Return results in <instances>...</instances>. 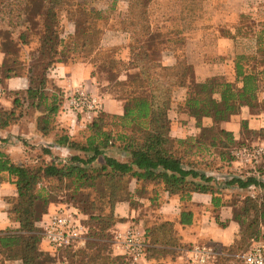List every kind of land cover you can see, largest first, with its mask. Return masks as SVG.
I'll return each mask as SVG.
<instances>
[{"label": "trees", "instance_id": "obj_1", "mask_svg": "<svg viewBox=\"0 0 264 264\" xmlns=\"http://www.w3.org/2000/svg\"><path fill=\"white\" fill-rule=\"evenodd\" d=\"M115 1L69 2L75 5L73 10L65 13L71 32L61 37L60 13L66 0H0V44L4 46L8 41L14 48L13 51L5 50L4 73L9 76L22 71L24 59L27 56L30 58L26 68L30 82L25 93L28 103L43 108L45 115L56 112L57 97L44 94L48 68L56 62L73 58L87 59L95 52L104 50L101 45L102 30L97 24L115 12ZM125 1V11L116 14V30L129 35L128 60L122 61L118 55L91 59L99 79L105 81L110 92L122 100V116L96 115L86 124L84 130L87 135L83 143L68 141L66 136L56 138L57 143H67L69 148L76 151L64 163L52 161L33 166L15 164L0 151V172L7 173L17 191L8 213L19 224L15 233L0 236V247H19L22 264H52L56 254L49 250L40 251L37 247L40 240L38 223L48 206L55 202L49 201L48 194L41 193L42 188L39 186L45 178L67 180L74 184L76 195L79 188L86 186L96 193L86 212L69 201L84 214L83 224L87 227L86 240L79 251L71 248L61 250L71 253L69 257L74 262L70 261V264H125L120 256L101 257L100 251L97 252L100 249L98 243L93 242L110 238L109 229L115 222L112 210L116 202L129 198L133 205L127 187L129 177L160 183L170 194L190 191L213 194L217 180L201 172L202 169L193 167V162L197 161L195 154L216 150L219 161L234 159L228 148L235 141L231 133L222 129L201 127L199 124L200 134L197 138L174 140L168 135L167 111L171 88L170 83L164 84L159 76L163 74L172 80L182 81L186 65L180 61L174 71L161 67L160 50L166 45L181 50V34L185 30L193 31L199 25L204 3L208 0H185L187 9L183 15L170 17L160 23H152L147 17L150 0ZM100 2L103 9L95 7ZM168 23L170 25L166 26ZM238 32L240 35L252 36L255 49L236 57V84L216 80L194 83V89L187 93L185 105L197 123L202 117H210L215 122L225 121L241 106H256L257 92L264 90V21L256 22L248 16H242ZM25 47L29 53L21 59V50ZM126 69H137V72L120 80V72ZM10 115L11 111L0 110V126L7 124ZM44 117L40 124L47 123ZM108 118L116 120L118 132L105 127ZM242 129L248 139H264V128L249 130L242 123ZM110 148L115 149L108 150ZM117 152L123 161L116 159L114 153ZM191 155L194 158L190 159ZM227 182L242 189L254 183L249 177L242 181L236 176ZM235 204L234 219L239 226L244 224L245 216L252 215L254 218L232 245L220 249L230 250L243 239H250L251 242L260 236L257 216L264 217V198L260 202L246 196ZM258 209H261L259 214ZM162 230L169 231V226L164 225ZM96 244L97 249L94 247ZM155 252L164 253L152 249L149 256H154Z\"/></svg>", "mask_w": 264, "mask_h": 264}, {"label": "crops", "instance_id": "obj_2", "mask_svg": "<svg viewBox=\"0 0 264 264\" xmlns=\"http://www.w3.org/2000/svg\"><path fill=\"white\" fill-rule=\"evenodd\" d=\"M123 11L125 9L121 12ZM261 14H264V4L257 0H208L199 25L193 31L185 30L181 34V50L170 45L162 47L159 56L161 67L174 71L180 61L186 65L182 81L172 80L163 74L159 76L164 84L170 83L171 88L170 107L167 111L170 138H197L200 124L201 127L213 126L231 133L235 141L228 148L231 155L232 151L243 146H259L264 150V139H248L242 129V123L249 130L264 128V90L257 92L256 106H241L225 121L215 122L210 117H202L200 123H197L185 105L187 93L194 89V83L216 80L236 84V57L255 49L254 38L238 32L240 19L248 16L256 22L264 21V15ZM67 23L61 12V37L71 32L70 27L66 29ZM120 36L121 42L110 46L120 47L118 57L127 61L129 35L120 32ZM5 50V46L0 44V85L4 90L0 97V110L11 111V115L7 124L0 126V151L11 162L33 166L42 163V158L51 153L58 157L54 162L58 160L64 163L76 151L69 148L67 143H57L60 136L76 142L78 133L84 131L86 124L96 115L103 113L109 117L122 116V100L114 96L107 83L101 81L94 72L91 59L97 58L96 52L90 58L56 62L48 68L44 94L55 95L58 107L56 112L45 115L43 108H38L25 99L30 86L26 70L30 60L26 57L29 51L26 47L21 50L20 58L26 57L22 71L6 76ZM134 72L137 69L123 70L119 79L124 80ZM74 90L94 98L99 104L98 111L87 117L84 113L66 108L64 94ZM43 117L47 120L44 125L40 124ZM112 149L115 148L108 150ZM115 156L120 161L124 160L122 156ZM193 167L215 177L217 188L213 189V194L194 191L170 194L160 183L129 177L128 190L133 205L129 198L114 204L112 213L115 222L109 229L114 241L110 242L117 251L115 254L122 255L124 249L121 238L126 231H131L141 241L144 252L139 260L125 264H194L193 249L209 243L219 247H228L234 243L240 232V226L234 219L236 202H241L246 196L260 202L264 198V155L257 162H242L235 158L229 162L219 159L194 161ZM233 176L242 181L249 177L254 183L251 182L242 189L228 184L227 181ZM11 181L7 173L0 172V236L15 233L19 226L8 213L10 203L17 196L16 187ZM164 225L169 226V231L162 230ZM37 247L40 251L48 250L41 240ZM152 249L164 253L155 252L154 256H149ZM0 253V263L22 264L19 247H0Z\"/></svg>", "mask_w": 264, "mask_h": 264}, {"label": "rangeland", "instance_id": "obj_3", "mask_svg": "<svg viewBox=\"0 0 264 264\" xmlns=\"http://www.w3.org/2000/svg\"><path fill=\"white\" fill-rule=\"evenodd\" d=\"M9 1V0H6ZM11 1V0H10ZM67 2L64 4V6L61 8V12L65 15L69 10H73L75 8V5L73 3H69L73 0H66ZM76 0H74L75 2ZM259 2H264V0H257ZM207 2V1H206ZM204 3V6L206 4ZM73 4V5H72ZM96 8H104L102 3H98L95 5ZM126 8V1L125 0H116L115 1V6L114 10L115 12L111 15H109L108 19L106 20H101L98 22L97 26L102 30V35H101V45L104 50H100L99 53H97V57L103 58L106 55L115 56L119 55L120 53V47H114L110 45H114V43L118 44L121 42V36L120 32L116 30L118 27L117 23V18L116 14L118 11H122ZM186 1L185 0H150L148 5H147V17L150 22L152 23H160L162 20L169 19L170 17H179L183 15V12L186 11ZM170 25L169 23L166 24V26ZM67 29V25H66ZM115 35V37H113ZM34 43V42H32ZM4 46L6 49H10L11 51L14 50L13 46L9 44L8 41L4 43ZM32 47V46H31ZM28 51V48H26ZM26 50L23 52L25 53ZM21 56V55H20ZM107 129H114V131L118 132L119 127L117 125L116 120L108 118L107 119V125L105 126ZM87 135V132L81 131L78 133V136L76 138V141L83 143L84 139ZM117 145V143H116ZM80 155H83L79 153ZM111 154V153H108ZM115 155H118L119 157L121 156L118 152L114 153ZM36 155V154H34ZM202 155V156H201ZM38 156H41L38 154ZM190 159L194 158L192 155L189 156ZM58 159L57 156L52 155L51 153L47 156L45 155L42 158L43 162H52ZM195 159L197 161H207L209 159H214L218 161V154L216 150H213L211 152H202L198 155V153L195 154ZM58 162V160L56 161ZM94 165H98L94 163ZM74 184L69 183L67 180L63 181H58L55 178L49 177L43 179L42 183L40 184L39 188H42L41 193L42 194H48L49 195V201H66L69 203L73 202L74 204H77L83 212H86L90 208V203L94 200L93 197L96 194L94 192V189L90 187H81L79 188V191L76 195V190L74 191L73 189ZM129 182L127 184V187L129 189ZM11 203H14L11 202ZM10 203V204H11ZM241 205V204H239ZM261 209H258V213ZM253 214V213H252ZM254 216L248 215L244 217V224L240 225V232L239 235H241L244 230L249 226L250 220H252ZM257 227L259 230H264V217L257 216ZM111 240L114 241V236L110 235V238H103L99 239L98 241L95 240L93 243H98L100 249L97 250V252L101 253L102 256H120L123 257V261L125 263H128L129 261L132 262L133 260L131 259V256H128L125 252L120 255V254H115L117 253L116 250L113 249L112 243L110 242ZM240 244L234 248L229 249H220L219 246H216L214 244L209 245L216 250L217 255H215L213 258H210L208 261L204 263H198V264H239L240 263V256L241 254L248 248L250 244V239H243V241L239 242ZM84 245V244H83ZM83 245L79 246L76 249H73L75 251H79ZM101 245V246H100ZM96 246L97 249V244L94 245ZM88 251V250H87ZM124 251V250H123ZM1 254V253H0ZM70 254L68 251H59L56 252L55 256L53 257L52 264H70ZM79 258V257H78ZM77 258V259H78ZM1 259V257H0ZM76 259V258H75ZM74 259V260H75ZM119 260V259H118ZM76 261V260H75ZM74 262V261H71ZM3 264V263H0ZM197 264V263H194Z\"/></svg>", "mask_w": 264, "mask_h": 264}, {"label": "built area", "instance_id": "obj_4", "mask_svg": "<svg viewBox=\"0 0 264 264\" xmlns=\"http://www.w3.org/2000/svg\"><path fill=\"white\" fill-rule=\"evenodd\" d=\"M3 91L0 85V97ZM64 102L66 108L84 113L87 117L99 109V104L94 98L77 90L66 92ZM262 155L264 150L259 146H243L232 151V156L242 162H257ZM84 219V214L74 205L62 200L55 201L48 206L38 223L40 240L52 252L68 248L76 249L86 240L87 227L83 224ZM121 245L133 261L143 257L141 241L133 232H125L121 238ZM192 254L194 262L198 264L213 258L217 252L207 244L193 249ZM240 261L241 264H264V230L260 231L257 239L251 240L248 248L241 254Z\"/></svg>", "mask_w": 264, "mask_h": 264}]
</instances>
